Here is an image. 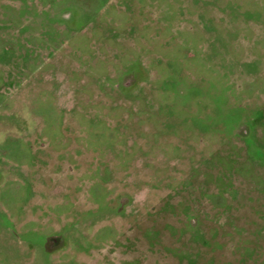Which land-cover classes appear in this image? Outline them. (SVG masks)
Instances as JSON below:
<instances>
[{
	"label": "rangeland",
	"instance_id": "obj_1",
	"mask_svg": "<svg viewBox=\"0 0 264 264\" xmlns=\"http://www.w3.org/2000/svg\"><path fill=\"white\" fill-rule=\"evenodd\" d=\"M0 264H264V0H0Z\"/></svg>",
	"mask_w": 264,
	"mask_h": 264
}]
</instances>
